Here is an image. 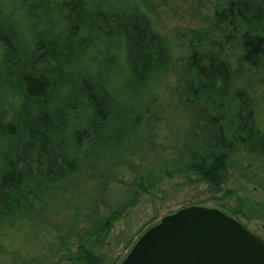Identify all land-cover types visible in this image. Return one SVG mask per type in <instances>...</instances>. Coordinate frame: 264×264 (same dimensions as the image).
Instances as JSON below:
<instances>
[{
	"label": "trees",
	"instance_id": "obj_1",
	"mask_svg": "<svg viewBox=\"0 0 264 264\" xmlns=\"http://www.w3.org/2000/svg\"><path fill=\"white\" fill-rule=\"evenodd\" d=\"M209 1L202 27L171 36L148 0H0L1 262L117 264L95 249L168 168L213 194L236 165L264 168V0ZM150 150L157 169L136 171ZM242 177L231 211L261 218L263 178Z\"/></svg>",
	"mask_w": 264,
	"mask_h": 264
},
{
	"label": "rangeland",
	"instance_id": "obj_2",
	"mask_svg": "<svg viewBox=\"0 0 264 264\" xmlns=\"http://www.w3.org/2000/svg\"><path fill=\"white\" fill-rule=\"evenodd\" d=\"M150 10L149 15L153 19L155 27L161 32L175 36L188 30L203 26V19L210 16L213 3L209 0H148L145 4ZM240 53L235 50L232 55V64L235 65ZM247 68L245 67V70ZM264 84V69L258 76ZM264 111V107H262ZM165 118V117H164ZM172 119V124L184 126L179 114ZM259 122L264 126V112H259ZM165 123L168 120L164 119ZM165 123L157 125V132L160 138L166 133ZM182 125H179V124ZM160 140H156L158 147ZM156 151V147L154 148ZM153 150L140 152L139 159L144 160L143 169L136 167V171L142 172L146 168L157 169L158 158ZM138 162V161H137ZM247 164H238L231 169L230 180L221 187L220 192L213 194L209 188L200 182H196L195 177L190 176L185 179L183 176L174 173L172 168H168L170 175L160 174L157 183L148 187L146 192H139V201L133 209H128L126 213L117 220L107 235V242L101 249H95L98 255L106 260H114L119 264L135 241L150 227L157 224L164 216L172 214L182 208L189 206H203L207 208H219L230 216L238 220L247 230L264 240V216L261 218L247 219L241 215H235L231 209L237 205L238 198L249 197L252 190L251 182H248L243 175H247L254 170L257 171L264 182V168L261 164H252L247 170ZM126 171V170H125ZM127 172V173H126ZM125 172L124 182L129 181L138 175L135 170ZM124 184H113L115 188H121ZM258 186V184H256ZM259 187V186H258ZM260 189V188H259ZM264 190L260 189V192ZM264 193V192H263ZM254 199L261 202L264 199L262 193L254 195ZM225 206V210L221 206ZM9 244V249L22 248L25 242L22 238H16ZM75 246V245H74ZM71 248L74 250L75 247ZM1 262V260H0ZM4 264V261L1 262ZM7 264H10L9 262ZM13 264V263H12Z\"/></svg>",
	"mask_w": 264,
	"mask_h": 264
},
{
	"label": "water",
	"instance_id": "obj_3",
	"mask_svg": "<svg viewBox=\"0 0 264 264\" xmlns=\"http://www.w3.org/2000/svg\"><path fill=\"white\" fill-rule=\"evenodd\" d=\"M119 264H264V240L219 208L189 206L147 229Z\"/></svg>",
	"mask_w": 264,
	"mask_h": 264
}]
</instances>
